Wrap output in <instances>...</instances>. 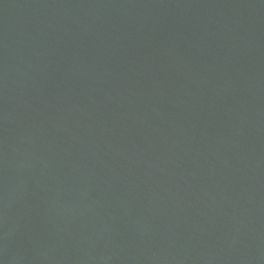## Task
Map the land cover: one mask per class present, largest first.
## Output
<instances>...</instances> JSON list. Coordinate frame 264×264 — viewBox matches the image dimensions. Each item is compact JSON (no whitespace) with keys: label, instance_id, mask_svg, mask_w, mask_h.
Listing matches in <instances>:
<instances>
[{"label":"water","instance_id":"obj_1","mask_svg":"<svg viewBox=\"0 0 264 264\" xmlns=\"http://www.w3.org/2000/svg\"><path fill=\"white\" fill-rule=\"evenodd\" d=\"M0 264H264V0H0Z\"/></svg>","mask_w":264,"mask_h":264}]
</instances>
